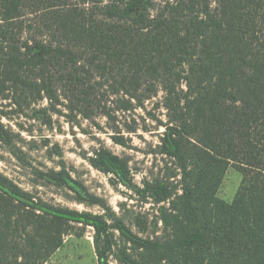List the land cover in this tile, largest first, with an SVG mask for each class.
Wrapping results in <instances>:
<instances>
[{
	"label": "trees",
	"instance_id": "trees-1",
	"mask_svg": "<svg viewBox=\"0 0 264 264\" xmlns=\"http://www.w3.org/2000/svg\"><path fill=\"white\" fill-rule=\"evenodd\" d=\"M160 94L166 122L148 116L182 177L155 185L171 204L166 233L140 238L0 173V264H51L76 223L93 227L99 264L115 230L134 251L125 264H264V0H0V141L20 136L12 123L53 128L59 116L102 130L103 117L129 149L125 132L149 131L130 116ZM89 160L130 176L106 147ZM230 167L243 181L228 204L217 193Z\"/></svg>",
	"mask_w": 264,
	"mask_h": 264
},
{
	"label": "rangeland",
	"instance_id": "rangeland-1",
	"mask_svg": "<svg viewBox=\"0 0 264 264\" xmlns=\"http://www.w3.org/2000/svg\"><path fill=\"white\" fill-rule=\"evenodd\" d=\"M162 96L160 94L157 99L147 102V111L138 109L135 115L130 116L141 126L146 121L148 132L140 129L136 135L128 134L123 127L125 119L120 121V131L132 139L129 149L113 142L110 136L114 126L103 117L95 120L102 130L92 121L80 118V125H71L59 116L54 117L53 128L28 123L22 129L12 123V129L20 136L13 137L11 142L0 141V173L45 203L101 216L114 228L129 229L143 239L164 235L166 230L161 211L170 208L171 204L156 201L155 185L162 182L165 186L180 188L182 177L177 162L160 151L164 127H157V123L148 116L151 112L166 122V112L156 104ZM4 122L8 124L7 120ZM101 147L129 162L131 172L128 179L118 172L92 166L89 159ZM242 181L241 173L230 167L218 189V198L228 204L233 203ZM73 226L72 233L65 238L64 245L53 255L50 263L99 264L93 227L80 223ZM114 233L117 244L109 264H125V253L133 254L134 251L125 249L126 239L118 230Z\"/></svg>",
	"mask_w": 264,
	"mask_h": 264
}]
</instances>
